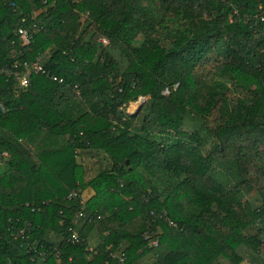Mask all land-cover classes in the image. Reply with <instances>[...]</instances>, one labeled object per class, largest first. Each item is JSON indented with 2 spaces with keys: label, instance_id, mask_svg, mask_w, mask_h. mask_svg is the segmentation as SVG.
Returning <instances> with one entry per match:
<instances>
[{
  "label": "trees",
  "instance_id": "1",
  "mask_svg": "<svg viewBox=\"0 0 264 264\" xmlns=\"http://www.w3.org/2000/svg\"><path fill=\"white\" fill-rule=\"evenodd\" d=\"M33 63L0 73V264H264V0H0V70Z\"/></svg>",
  "mask_w": 264,
  "mask_h": 264
},
{
  "label": "built area",
  "instance_id": "2",
  "mask_svg": "<svg viewBox=\"0 0 264 264\" xmlns=\"http://www.w3.org/2000/svg\"><path fill=\"white\" fill-rule=\"evenodd\" d=\"M18 33H19L20 40H21L23 46H29L30 43H31V39H32V36L30 35L29 30L22 27V28H20L18 30ZM103 42L105 44H108V42L106 40H103ZM0 73L4 74L8 78H13L16 82H18L20 84V86L22 88H28L30 86L32 75L41 74V75L49 76V74L46 73V70L43 68V66L40 65L39 63H33V64H30V65L26 64L23 71H19L17 69V65H13L12 67H6V68L1 69ZM52 80L55 81V82H58V83H64L63 79H60V78H58L56 76L52 77ZM165 94L168 95L169 92L166 91ZM3 157L8 158L9 157L8 153L5 152L3 154ZM78 195H79L78 192L73 191L70 194L69 198H76V197H78ZM84 203H85L84 200H82V204H84ZM79 218L80 217L78 216V219ZM23 234H24V232H21V235H23ZM70 241L72 243L80 242V235H79V231L78 230H76V229H72L71 230ZM158 244H159V241L157 239L153 240L150 243V245L152 247L153 246L156 247V246H158ZM120 261L121 262L125 261L124 255L120 256Z\"/></svg>",
  "mask_w": 264,
  "mask_h": 264
},
{
  "label": "rangeland",
  "instance_id": "3",
  "mask_svg": "<svg viewBox=\"0 0 264 264\" xmlns=\"http://www.w3.org/2000/svg\"><path fill=\"white\" fill-rule=\"evenodd\" d=\"M166 25L168 28L175 27V25L171 22H169ZM138 107H140V104L138 103L132 104L129 109V113L136 112L138 110ZM78 161L85 169L86 181L93 180L99 173H101L102 171L106 170L107 168L111 166L109 159L103 153H100V152H97V153L84 152L78 157ZM87 197H88L87 194L83 195L84 202L87 200ZM252 260L253 259L251 256H246V259H245L246 262H244L243 264H258L259 263L258 261L253 263Z\"/></svg>",
  "mask_w": 264,
  "mask_h": 264
},
{
  "label": "crops",
  "instance_id": "4",
  "mask_svg": "<svg viewBox=\"0 0 264 264\" xmlns=\"http://www.w3.org/2000/svg\"><path fill=\"white\" fill-rule=\"evenodd\" d=\"M87 195H88V197H89V193H88ZM89 242H90V250H91V251L95 250L96 247H97V245H98V242H99L96 233H94V234L91 235ZM141 264H146V263L141 262Z\"/></svg>",
  "mask_w": 264,
  "mask_h": 264
},
{
  "label": "water",
  "instance_id": "5",
  "mask_svg": "<svg viewBox=\"0 0 264 264\" xmlns=\"http://www.w3.org/2000/svg\"><path fill=\"white\" fill-rule=\"evenodd\" d=\"M145 98H142V99H140L137 103L138 104H140V107H138V110L136 111V112H134V113H130L131 115H133V116H137L139 113H140V111H141V108L143 107V105H144V103H145ZM136 103V104H137ZM135 104V103H134Z\"/></svg>",
  "mask_w": 264,
  "mask_h": 264
}]
</instances>
